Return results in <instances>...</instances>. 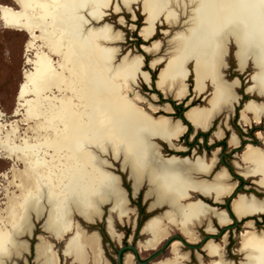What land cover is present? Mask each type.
Instances as JSON below:
<instances>
[{
  "label": "bare ground",
  "instance_id": "bare-ground-1",
  "mask_svg": "<svg viewBox=\"0 0 264 264\" xmlns=\"http://www.w3.org/2000/svg\"><path fill=\"white\" fill-rule=\"evenodd\" d=\"M13 1L18 11L0 5L3 27L29 33L34 41H41L46 52L36 54L34 69L24 73L25 83L18 94L22 121L32 124L19 134L16 124L0 123V158L20 165L11 166V180L3 194L0 264H15L14 260L27 252V244L21 238L31 230L30 217L39 218L42 214L45 217L42 230L54 241L60 242L65 234H70L61 249V255L70 263L106 264L96 233H86L72 218L78 215L91 223L101 214L99 206L109 204L107 232L112 239L120 240L113 230L111 216L116 215L119 220L127 218V199L117 175L114 174L115 178L107 170L110 163L102 158L107 154L121 159L122 169H129L134 182H148L147 195L154 197L153 206L167 207L144 224L142 232L146 240L141 248L153 249L159 245L168 236L170 226L195 242L194 226L206 223V231H213L211 218L219 225H227L231 222L228 215L232 213L234 221L246 219L244 227L248 229L239 236L238 252L244 259L239 264H264V232L253 231L251 219L264 213V199L238 194L229 201L228 209L221 211L200 199L183 202L189 199L190 192L221 201L232 193L236 184L230 181L224 168L207 179L217 162L216 152L209 160L199 155L195 159L161 156L156 140L172 147L186 127L178 120L171 123L164 115L148 114L139 106L147 105L151 112L159 110L133 89L137 79L144 80L146 76L141 71L142 57H123L115 65L117 50L104 44L117 41L119 36L112 34L109 26L96 28L88 24L86 17L96 23L102 20V10L110 0ZM136 1L120 0V4L131 11ZM260 1L143 0L146 17L139 33L145 41L151 38L161 20L167 26H178L167 40V58L157 81L161 92L170 93L177 100L184 98L190 63L194 93L198 96L205 84H210L212 90L206 106L190 107L186 114L198 131L207 132L212 120L239 99L234 91L237 80L224 81L220 73L228 32H237V35L230 32L228 37L238 47L235 52L238 69L246 60H252L258 70L251 75L252 84L246 88V94L264 97V17L260 14ZM36 32L39 35L34 36ZM160 44V41L151 42L144 50L157 53ZM32 46L33 42L27 48ZM161 58H154L151 65L161 62ZM249 115L255 125H260L264 102H245L240 110L244 125L249 124ZM213 136L223 138L221 129H216ZM256 137L262 148L246 145L240 155L242 165L234 164L240 174L255 178L254 183L264 190V137L261 133ZM238 143L231 133L229 146ZM195 176L202 178L196 180ZM53 246L40 235L34 247L35 264H60ZM179 247L174 242L171 257L155 264H184L188 255L180 252ZM205 250L218 257L207 264H234L226 258L223 260L220 249L211 242ZM124 264H133L131 255L125 257Z\"/></svg>",
  "mask_w": 264,
  "mask_h": 264
},
{
  "label": "rangeland",
  "instance_id": "rangeland-1",
  "mask_svg": "<svg viewBox=\"0 0 264 264\" xmlns=\"http://www.w3.org/2000/svg\"><path fill=\"white\" fill-rule=\"evenodd\" d=\"M1 6H8L12 10L18 11L19 7L13 0H0ZM116 6V8H115ZM143 0H138L131 6V11H126L120 4V0H110V3L105 10H102V20L98 23L93 22L88 17H86L89 22L88 24L90 26H95L96 28H103L104 26H109L112 34H117L119 36L117 41L105 43L104 45L106 47L113 48L116 51L115 58L113 59V62L115 65H118L123 57H131L133 55H140L143 57V70H146L150 73V79L152 81L151 88H148L146 85L143 84L141 79H137L136 86H133V89L137 91L140 95L145 97L147 101H151L150 97L152 95H155L157 98V101L153 104L162 106L164 104L170 103L173 99L172 97L165 98L163 95L157 91L153 87V81L156 79V73L160 66L156 67L155 69H149L148 63L152 60L153 56H148L145 53H143L142 47L144 46H151V42L154 41H160V51L158 53V56H164L163 53L168 49L167 40L169 39L170 34H172L174 31L178 29V26H167L164 24V21L161 20L156 25V30L154 35L149 39L148 41H143L141 37L139 36L140 29L145 25V17L146 12L143 10ZM118 9V10H114ZM260 14L264 17V0L260 1ZM122 17V18H121ZM122 21V22H120ZM102 25V26H101ZM167 33H166V32ZM231 33H235L237 35V32L235 30L230 31ZM228 32V34L230 33ZM225 38V69L223 70L224 79L227 82H232L235 79L238 82V87L234 89L235 93L239 96V99L235 105L229 109H224L225 114H220V116L212 123V129L213 132L215 129L219 128L221 125V129L225 130V142H226V150H225V162L231 169V176H238V170L233 167V161L234 163H238L242 165V163L239 161V158H235L237 154H239L242 151V148L247 144H255L259 148H262V145L258 138L256 137L257 133H261L264 137V115L262 117V121L260 125H255L252 122V116H248L249 118V124L244 125V122L241 120L240 117V110L242 109L245 102L248 100H253L257 103L264 102V97H258L255 94H246L245 90L248 86L252 84L250 78L251 75L258 72V70L255 67V64L252 60H246L243 67L239 70L238 69V60L235 57V52L238 49L236 46L235 41L231 37ZM34 36L39 35V32H36L33 34ZM166 36V37H165ZM33 42L32 48H27L29 43ZM38 45V46H37ZM35 48V49H34ZM40 48V49H39ZM36 50V51H35ZM45 49L41 48V41L40 40H33V36H31L29 33L26 32H20L16 30H9L5 29L0 21V123L10 124L14 123L19 128V134H23L28 125H31L32 122H23V110L18 106L21 101L18 100V94L21 86L25 83L24 79V73H30L34 69V61L36 59V54L40 51H44ZM29 51V52H28ZM46 52V50H45ZM127 55V56H125ZM52 59L56 61V58L52 56ZM191 64L187 65V69L189 72L192 70ZM245 70V71H244ZM187 85L189 89V95L182 100L183 102L188 101L189 107L190 106H205L206 105V97L209 95L211 87H207L206 93L203 94L200 98L195 97L194 93L192 92L193 87V76L191 75V72L189 73V77L187 80ZM137 89V90H136ZM212 90V89H211ZM27 99L30 98L29 96L26 97ZM174 105L172 106L173 112L170 114H165L163 112H157L156 115H164L169 116L172 119H178V110L176 109V106L182 104L178 101H172ZM184 104V103H183ZM182 108L185 109L183 107ZM147 113L149 112L147 109V105L139 104ZM183 113V112H182ZM223 118L225 120L223 121ZM3 121V122H2ZM223 123L221 124V122ZM188 123V122H187ZM184 124V123H183ZM189 124V123H188ZM185 125V124H184ZM219 126V127H218ZM209 130V131H210ZM208 131V132H209ZM187 132V131H186ZM206 132V133H208ZM199 131L195 134H198ZM231 133L235 134V136L239 139L240 143L243 144L242 148H239V151L234 152L232 151V148L228 144V139L231 135ZM194 129L191 130V136L195 135ZM211 135V133H210ZM212 140L215 142L216 139L210 136ZM182 139V138H181ZM201 140V139H200ZM181 141V140H180ZM187 142H191L190 138H188ZM207 143V142H206ZM180 145H182L180 143ZM207 144H202V142L199 140L196 141V145L194 146V149L197 153V155H205L211 157L209 152H205L204 147H206ZM165 152H168V150L165 147ZM171 153V152H170ZM172 154H178L175 152H172ZM189 155H191V151L188 152ZM227 156V157H226ZM186 157V156H185ZM184 157V158H185ZM102 158L106 159L110 163V166H114L116 168L113 169L111 167H108L107 170L109 172H112L113 174H117L118 176H124L125 183L129 184V176L127 171L120 172V166L117 162H114L112 160V155L107 154L106 156H102ZM12 165L17 166L18 168L20 165L12 160H7L0 158V210L3 208L4 203V195H5V188L8 184V182L11 180V174L9 173V170ZM223 168V166H218L217 169ZM216 169V170H217ZM225 169L226 166H225ZM124 170V169H123ZM215 170V171H216ZM221 170V169H220ZM219 171V170H218ZM230 172V171H229ZM1 174H4L1 176ZM129 180L127 181V179ZM232 183L237 184L238 189L246 188L249 189L247 191H242L247 194H255L257 197H263L264 194L257 192L256 190H260L258 187H256L253 184V180L256 181L255 178H249L243 180V185H241V182L239 179L232 178ZM131 181V180H130ZM8 187V186H7ZM9 190L12 188H8ZM238 189H236V193H238ZM11 191V190H10ZM4 194V195H3ZM233 198L234 196H230L228 198ZM228 198H225V201H227ZM231 198V199H232ZM200 199V198H199ZM258 199V198H257ZM197 200V199H196ZM191 201H195L192 200ZM189 202V201H187ZM106 206V207H104ZM100 207V210L102 207H104L102 210L104 211L102 220L100 222H96L94 225L86 224L83 222L80 218L76 217L77 221L82 225L83 228H86L88 232H98L101 237V245L104 253V257L107 258V261L115 264L116 262V252L119 250V248L126 246L130 243L127 242L128 237L125 236V239L122 240L121 243H117L112 241L107 232H106V225H105V217L107 215V209L110 207L109 204H102ZM221 211V210H220ZM161 210L148 212L146 213L148 216L145 219V221L155 215L159 214ZM113 216V215H112ZM264 216V215H262ZM154 217V216H153ZM261 217V216H260ZM260 217L254 218L255 224L257 225V231H264V219H261ZM233 219V218H232ZM252 219V218H251ZM139 218L137 219V221ZM215 220V219H214ZM136 221V216L132 215L131 220L129 223H122L115 221V228L116 231L120 234L128 235L132 233V227L133 224ZM144 221V222H145ZM216 221V220H215ZM217 222V221H216ZM243 222L244 220H239L235 222L237 226H230L228 228V231H225V252H226V259L229 261H232L234 264H239L240 262H243L244 259L243 256L240 255L237 250L239 249V234L245 232V227L243 228ZM246 222V219H245ZM244 222V223H245ZM31 223L35 226L34 235H38V237L41 235L42 237H45L48 235L41 229L42 221L38 220H32ZM143 225V224H142ZM215 226L218 230L220 228L216 225ZM171 227V226H170ZM171 235H177L180 238H182L181 235H178V232L171 231ZM47 240H49L52 243H55V241L50 238L49 236L45 237ZM139 241L144 240V236L138 235ZM21 240L29 241L32 244L30 256H27V258H30V263L33 259V244L36 242L35 236L32 239H29L27 236L21 238ZM179 241V239H177ZM215 241L219 242L220 238L215 239ZM63 247V242H57L55 243V246L53 248L58 253L60 257V264H70V261L61 256V249ZM183 251H190L188 248H182ZM138 249V256L139 258H133L134 264H153L155 261H159L164 258L169 259L171 257V252L169 254L168 250H164L163 254H160L154 258H151L152 254L155 251L151 252H145ZM127 253L131 254V252L126 251L122 255V261L124 257L127 255ZM26 257V255H25ZM21 259H17L19 264H23ZM217 258H212L211 261H216ZM209 261V258H205L204 263H207ZM157 263V262H156ZM32 264V263H31ZM34 264V263H33ZM185 264V263H184ZM188 264V263H187ZM189 264H197L196 260L194 259V255L192 254V261Z\"/></svg>",
  "mask_w": 264,
  "mask_h": 264
},
{
  "label": "flooded vegetation",
  "instance_id": "flooded-vegetation-1",
  "mask_svg": "<svg viewBox=\"0 0 264 264\" xmlns=\"http://www.w3.org/2000/svg\"><path fill=\"white\" fill-rule=\"evenodd\" d=\"M170 105H174V103L171 101L170 102ZM216 120V119H215ZM210 129H212V128H210ZM209 129V130H210ZM218 129V128H217ZM208 130V131H209ZM207 131V132H208ZM222 131H223V138H221L220 140H218V139H216V141L217 142H215L214 140H212L211 139V137L210 136H212L213 138H215L214 136H213V130H210L208 133H207V135H201V136H198L197 137V134H195V135H193V136H191V132H189V131H187V132H185L179 139H178V141L177 142H175L174 144H173V146L171 147V146H169V145H167V144H164L163 142H160V141H157L156 142V145H157V147H158V150H159V153L161 154V156L162 157H170V156H172V155H174V156H177V157H182V158H184L185 156H187L188 157V159H195L198 155H197V153H196V151H195V149H194V146L196 145V141H198L199 140V142L201 141L202 142V144H207V146L206 147H204V149H205V152H209V154L210 155H212L214 152H216V158H217V162H216V164H215V166H214V168H213V170H212V172L210 173V175L207 177V179L208 180H210L211 179V176L215 173V170L217 169V167L218 166H223V167H225L226 166V168L227 169H225L226 170V172L229 174V177H230V181H233L232 180V178L234 177V178H236V179H239L240 180V182H241V185H243V180L244 179H249V178H252L253 179V177H244L242 174H240V172H238V176H234V175H232L231 176V169L229 168V166L226 164V162H225V150H226V142H225V130H223L222 129ZM210 133H211V135H210ZM182 138V139H181ZM188 138H190V140H191V142L189 143V142H187L188 141ZM201 139V140H200ZM181 140V141H180ZM238 141H239V139H238ZM207 142V143H206ZM180 143L182 144V145H180ZM246 145H252V146H254V147H257V148H259L258 146H256L255 144H249V143H247ZM246 145L243 147V144L242 143H240V141H239V143H238V145L237 146H235V147H231L232 148V151H234V152H237V151H239V148H242V151L239 153V154H237V156H235V158H239V161H240V155L242 154V152H243V150L245 149V147H246ZM165 147H166V149L168 150V152H165ZM239 147V148H238ZM218 149V150H217ZM181 150V151H180ZM191 151V155H189L188 154V152H190ZM171 152V153H170ZM172 152H175V153H178V154H172ZM193 156V157H192ZM199 156H203V157H205V159H207V160H209L211 157H209V156H205V155H199ZM187 157H185V158H187ZM227 157V156H226ZM112 160L114 161V162H117L118 164H119V166H120V168L122 169V166H121V159H114L113 157H112ZM233 167L236 169V167H235V164H234V161H233ZM112 166V165H111ZM110 166V167H111ZM111 168H113V169H115L116 170V168L114 167V166H112ZM123 170V169H122ZM126 171H127V173H128V176H129V178H130V180H129V178L127 179V181L129 180V184H126L125 183V178H124V176H121V175H119V177H120V184H121V186L125 189V191H126V194H127V202H126V209H128L127 211H128V213H129V215L127 216V218H122V220L120 221L118 218H117V216L116 215H113V216H111V218H112V226H113V230L115 231V233H116V235L118 234V235H120V240L118 239V240H114V239H112L110 236H109V234H108V232H107V234H108V236H109V238L112 240V241H114V242H117V243H121L122 242V240L123 239H125V236H127L128 237V239H127V242L128 243H130L129 244V246H132L133 248H134V250H124L122 253H121V258H122V255H123V253L124 252H126V251H129V252H131L132 253V255L131 254H129V253H127V255H131V257H132V263L134 264V261H133V258H139V256H138V249L139 250H141V251H145V252H151V251H155L153 254H152V256H151V258H154V257H156V256H158V255H160V254H163V251L164 250H168V252H169V254H170V252H171V246H172V244L174 243V242H178L179 244H180V247H179V250H180V252H182V253H187V258H188V260L185 262V264H189L191 261H192V254L194 255V259L196 260V262H197V264H207V263H209V262H211V259L212 258H218L217 256H213V255H210V254H208V252L205 250L206 249V245L208 244V243H213V245H215V246H218V248L220 249V254L223 256V260H225V258H226V252H225V241H226V237H225V231H222V229L223 228H226V231H228V228H230V226H232L234 223H233V220H232V218L234 217L233 216V214L232 213H230V215H228V218L231 220V222H230V224H227V225H219L213 218H211L210 219V222H209V224H210V226H211V229L213 230V231H210V232H208V231H206V223H203V224H200V225H197V226H194V233H195V235L197 236V240L195 241V242H190L180 231H178L175 227H173V226H171L169 229H168V231H169V233H168V236L165 238V240H163L159 245H157L155 248H153V249H145V248H141L140 247V245H142L143 244V242H145V240H146V236L143 234V232H142V228H143V226H144V224L150 219V218H152L153 216H157V215H161L166 209H167V207L164 205V204H162V205H152L153 203H154V197L153 196H151V195H147V192H148V189H149V186H148V182H146V181H140V183L139 182H134V180L131 178V176H130V172H129V169H125ZM218 170V169H217ZM216 170V171H217ZM230 171V172H229ZM120 172H121V170H120ZM122 173V172H121ZM114 175V174H113ZM117 175V174H116ZM115 176V175H114ZM198 177V178H197ZM115 178H117L116 176H115ZM196 180H199V179H201L202 177L201 176H195L194 177ZM235 184H236V182H235ZM253 184L256 186V187H258L255 183H254V180H253ZM260 190H256L257 192H259V193H262V194H264V190L263 189H261L260 187H258ZM236 189H238V186H237V184L235 185V187H234V190L232 191V193L229 195V196H227V197H224L221 201H218V202H216V201H213L214 200V198H213V196H209V197H202L201 195H199V194H197L196 192H190L189 193V199L187 198L186 200H183V202H187V201H191V199L192 200H196V199H199L200 198V200H202L204 203H206V204H209L210 206H212L211 208H215L217 211H220L221 209H226V207H229V203H227V206H226V201H225V198H228V197H230L232 194H234L235 192H236ZM249 188L248 187H246V188H241V189H238V193H236L235 195H234V197H236V195H238V194H242V195H245V196H250V195H252V196H255V197H257L255 194H247V193H244V192H242L243 190L244 191H247ZM192 193V194H191ZM192 195V196H191ZM191 196V197H190ZM258 199H264V196L263 197H257ZM104 207H106V206H104ZM104 207H102L101 208V214H100V216L98 217V218H100L101 217V215L103 214V212H102V209L104 208ZM218 208V209H217ZM220 209V210H219ZM157 210H161V212L159 213V214H155V215H153V216H151V217H149L146 221H145V219L147 218V214L146 213H148V212H153V211H157ZM108 214H109V210L107 209V215H106V221H107V218H108ZM132 215H134V216H136V221H135V223L133 224V227H132V233L131 234H126V235H122V234H120V233H118L117 231H116V228H115V221H117V222H119L120 224H122V223H129V221L131 220V218H132ZM262 215H264V213H262V214H259V215H257V216H254V217H252V221H253V227H252V230L253 231H255V232H264L263 230H261V231H257L258 229H257V225L255 224V221H254V218H258V217H260V219H261V222H262V219H264V216H262ZM32 217V216H31ZM31 217H30V223H31V221L34 219V220H38V221H42V224H43V222H44V215L42 214V216H40L39 218H36V217H33L32 219H31ZM98 218H96V219H94V220H97ZM139 218V220L137 221V219ZM73 219V222H76L75 220H74V218H72ZM242 220H244V222H245V219H242ZM106 221H105V225H106V231H107V224H106ZM145 221V222H144ZM237 221H239V220H237ZM236 221V222H237ZM244 222H243V228H244ZM215 223H216V225L220 228V230H218L217 228H216V226H215ZM42 224H41V226H42ZM143 224V225H142ZM234 226H237V224H234L232 227H234ZM80 227V226H79ZM41 229H43L42 227H41ZM83 229V228H82ZM34 230H35V226L31 223V230H30V232L29 233H27V234H25L27 237H31V239L34 237V236H36V235H34ZM84 230V229H83ZM170 230L171 231H176V232H178V235H181L182 236V238H180L179 236H177V235H174V239L172 240V241H170L169 243H167L166 245L164 244V242L168 239V238H170V237H172L173 235H171L170 234ZM42 231H44V230H42ZM85 231V230H84ZM222 231V232H221ZM45 232V231H44ZM46 233V232H45ZM86 233H88V232H86ZM91 233V232H90ZM95 233V232H94ZM198 233V234H197ZM240 234H242V233H240ZM239 234V235H240ZM25 235L23 236V237H25ZM97 235V234H96ZM138 235L140 236V235H142V236H144V240H142V241H139V238H138ZM70 236V234H65L64 235V237H69ZM204 237H207L206 238V240H203L204 239ZM217 238H220V241L219 242H217V241H215V239H217ZM177 239H179V240H181L182 242H180V241H178ZM98 240H99V238H98ZM23 241V240H22ZM26 242V241H25ZM27 244V243H26ZM65 244V243H64ZM100 244V243H99ZM126 246H128V245H126ZM31 247H32V244H31ZM100 248H101V251H102V256H103V258L106 260V264H112V263H110V262H108L107 261V258H105L104 257V253H103V249H102V245H100ZM182 248H188V249H190V251H183L182 250ZM239 250V249H238ZM238 250H237V252H238ZM140 251V252H141ZM30 252H31V249H30ZM30 252L28 253V246H27V252H25V253H23L22 254V256L21 257H18V259H21V258H24L25 259V262H23L22 260V263L23 264H33L34 262H33V259H32V261H31V263H30V258H27V256H30ZM117 253H118V250H117V252H116V257H117ZM239 253V252H238ZM207 254V255H206ZM25 255H26V257H25ZM126 255V256H127ZM24 256V257H23ZM62 256V255H61ZM125 256V257H126ZM35 257V256H34ZM63 257V256H62ZM125 257H124V259H125ZM64 258V257H63ZM170 258V257H169ZM205 258H209V261H207V263H204V260H205ZM117 259V258H116ZM124 259H123V264H124ZM166 259V258H165ZM67 260V259H66ZM69 260V259H68ZM162 260H164V258L162 259ZM70 261V260H69ZM159 261H161V260H159ZM159 261H155L153 264H155L156 262H159ZM71 262V261H70ZM7 264H9V263H7ZM71 264V263H70ZM73 264V263H72ZM88 264H91V263H88ZM115 264H117L116 262H115Z\"/></svg>",
  "mask_w": 264,
  "mask_h": 264
},
{
  "label": "crops",
  "instance_id": "crops-1",
  "mask_svg": "<svg viewBox=\"0 0 264 264\" xmlns=\"http://www.w3.org/2000/svg\"><path fill=\"white\" fill-rule=\"evenodd\" d=\"M155 30H156V26H155V28H154V32H152V34H151V37L154 35V33H155ZM139 36L141 37V39H143L142 38V36L140 35V33H139ZM151 39V38H150ZM143 41H145L144 39H143ZM146 47H150V46H146ZM142 49H143V52L146 54V55H148V56H153V58H152V60L151 61H149V63H150V65H149V63H148V68L149 69H155L156 67H158V66H160L159 68H158V70H157V73H156V79L153 81V87L157 90V91H159L164 97H166V98H168V97H172V99L173 100H175L176 98H174L173 97V95H171L170 93H167V95L166 94H164L163 92H161V90L158 88V86H157V81H158V79H159V75H160V73H161V71L164 69V65H165V59L167 58V54H166V51L163 53V55L164 56H158V53L159 52H157V53H152V52H147L146 50H144V46L142 47ZM159 51H160V49H159ZM125 56H127V55H125ZM142 57V56H141ZM162 57V58H161ZM154 58H161L162 59V61L161 62H159V63H157V64H155V65H151V62L154 60ZM164 58V59H163ZM142 64H143V57H142ZM191 64V63H190ZM152 66V67H151ZM191 66H192V64H191ZM192 68V67H191ZM143 69V65H142V67H141V71L142 72H144L145 74H146V76H145V78L143 77V79L144 80H142V77L141 78H138V79H141L142 80V82H143V84L144 85H146L148 88H151V83H152V81H151V79H150V73L148 72V71H146V70H142ZM162 69V70H161ZM225 69V55H224V57H223V61H222V66H221V68H220V73H221V75H222V79L225 81V79H224V75H223V70ZM188 70V69H187ZM192 70H193V68H192ZM190 71L191 72V75L193 76V80H194V73H193V71ZM189 70H188V75H187V78H186V82H187V80H188V77H189ZM149 74V75H148ZM149 76V77H148ZM158 77V78H157ZM145 81V82H144ZM187 84V83H186ZM207 84V85H206ZM205 84V89H204V91L201 93V94H199L198 96L194 93V82H193V87H192V92L194 93V96L196 97H201L203 94H205L206 93V88L207 87H210V84L209 83H206ZM150 86V87H149ZM159 89V90H158ZM137 90V89H136ZM210 92H211V89H210ZM210 92H209V94H210ZM169 94V95H168ZM189 95V89H188V85H187V94L184 96V98H182V99H179V100H175V101H178V102H180L181 100H184L187 96ZM142 96V95H141ZM168 96V97H167ZM153 97H155V98H153ZM208 97H209V95L206 97V104H207V99H208ZM145 98V97H144ZM153 98V99H152ZM150 99L152 100V102L151 101H147V102H149L151 105H153V106H155V104H153L154 102H156L157 101V98H156V96L155 95H152L151 97H150ZM188 102V101H187ZM206 106V105H205ZM155 107H157L159 110H157V112H163V113H165V114H170V113H172L173 111H172V106H169L167 103L166 104H164V105H162L161 107L159 106V105H156ZM192 107L193 108H195V107H198V105H195V106H191V109H192ZM200 107H204V106H199L198 108H200ZM165 108H167L168 109V111L167 110H165ZM148 109V108H147ZM191 109H189L187 112H186V114L191 110ZM149 112H148V114H151V115H155L157 112H151V110L149 109L148 110ZM165 111V112H164ZM170 111V112H169ZM166 112H169V113H166ZM186 114H185V116H186ZM222 114H225V110L221 113V115ZM220 116V115H219ZM219 116H216L213 120H212V122H211V124H210V127L209 128H211L212 127V123L215 121V119H217ZM165 117H167V118H169L170 119V121H171V123H175L177 120H175L174 121V119H172L171 117H169V116H165ZM186 118H187V116H186ZM225 120V118H223V121ZM187 121L189 122V124H191L192 125V123H190V121L187 119ZM223 121L221 122V124L223 123ZM180 124H182L181 122H180ZM183 125V124H182ZM184 126V125H183ZM193 126V125H192ZM222 126V125H221ZM220 126V127H221ZM219 127V126H218ZM219 127V128H220ZM193 128H194V126H193ZM208 128V129H209ZM221 129V128H220ZM194 130L195 131H197L198 132V130H196L195 128H194ZM216 130V129H215ZM200 131H203V130H200ZM221 131H222V129H221ZM186 132V129H185V131H184V133ZM203 132H205V131H203ZM183 133V134H184ZM222 133H223V131H222ZM182 134V135H183ZM216 139V138H215ZM218 140H220V139H218ZM157 141H159V140H156V142ZM161 142V141H160ZM177 142V141H176ZM175 143V142H174ZM166 144V143H165ZM168 145V144H167Z\"/></svg>",
  "mask_w": 264,
  "mask_h": 264
},
{
  "label": "water",
  "instance_id": "water-1",
  "mask_svg": "<svg viewBox=\"0 0 264 264\" xmlns=\"http://www.w3.org/2000/svg\"><path fill=\"white\" fill-rule=\"evenodd\" d=\"M144 53V52H143ZM246 93V92H245ZM172 101H174V100H172ZM183 101L181 100L180 101V103H182ZM189 102H187V101H185L184 102V104H183V107L184 108H186L185 109V111H183V113H182V116H183V118H184V120L186 121V122H188L187 121V118H186V116H185V114H186V112L189 110V108L191 107H189ZM168 105L169 106H171L170 105V103H168ZM173 111V110H172ZM175 120H178L179 122H181L182 124H183V122H182V120L180 119V118H178V119H175ZM184 125V124H183ZM190 126H191V128H193V126L191 125V124H189ZM185 127H186V131H188V127L186 126V125H184ZM194 129V128H193ZM200 133H206V132H203V131H199ZM195 133H197V131H195L194 130V134ZM164 143V142H163ZM165 144V143H164ZM224 169H225V167H223ZM120 170H121V172H125V170H122L121 168H120ZM117 177H118V180H119V184H120V177L117 175ZM120 188L123 190V193H124V195H125V198L127 199V195H126V191H125V189L121 186V184H120ZM236 194V192L234 193V194H232V196H234ZM232 198V197H231ZM231 198H228L227 199V201H226V206H227V203H229V201L231 200ZM228 209V207H226V210ZM102 212L104 213V211L102 210ZM75 216L76 217H78V218H80L78 215H73V218H74V220L77 222V224L80 226V228L82 229L83 227H82V225L77 221V219L75 218ZM102 216H103V214L101 215V217L100 218H98L97 220H92V222L91 223H86V224H90V225H94L97 221L98 222H100L101 220H102ZM81 219V218H80ZM82 220V219H81ZM83 221V220H82ZM105 221H106V217H105ZM84 222V221H83ZM235 222L236 221H234L233 220V223L235 224ZM233 224V225H234ZM84 230H85V232H88L87 231V229L86 228H83ZM226 228H223L222 229V231H224ZM221 231V232H222ZM107 232V231H106ZM90 233V232H89ZM96 234H97V237L99 238V243H100V245H101V237H100V235H99V233L98 232H95ZM47 237L49 236V235H46ZM45 236V237H46ZM50 237V236H49ZM29 239H31V237H28ZM68 238L69 237H64L63 239H62V241H60V242H63V246H64V243L68 240ZM206 238L207 237H204V239L203 240H206ZM35 239H36V242L33 244V262H34V264L36 263L35 262V259H34V247H35V245H36V243H37V240H38V235H36L35 236ZM174 239V236H172V237H170V238H168L165 242H164V244L166 245L167 243H169L170 241H172ZM26 241V243H27V246H28V253L30 252V249H31V243L29 242V241H27V240H25ZM180 242H182L181 240H179ZM58 241L57 240H55V243H57ZM55 243H53V245L55 246ZM134 250V248L132 247V246H123V247H121V248H119V250H118V253H117V259H116V263L117 264H123V261H122V258H121V253L124 251V250ZM24 257V256H23ZM60 259V258H59ZM136 260H137V258H136ZM22 261L23 262H25V259L23 258L22 259ZM138 261V260H137ZM14 263L15 264H19L18 263V260H14ZM7 264V263H6ZM72 264V263H71Z\"/></svg>",
  "mask_w": 264,
  "mask_h": 264
},
{
  "label": "trees",
  "instance_id": "trees-1",
  "mask_svg": "<svg viewBox=\"0 0 264 264\" xmlns=\"http://www.w3.org/2000/svg\"><path fill=\"white\" fill-rule=\"evenodd\" d=\"M184 103V102H183ZM182 103V104H183ZM182 104L176 106V109L178 110V118H180L182 120V122L188 127V131L191 132L192 128L191 126L184 120L183 116H182V112L184 111V109L182 108ZM201 135H207V133H198L197 134V137L198 136H201Z\"/></svg>",
  "mask_w": 264,
  "mask_h": 264
}]
</instances>
